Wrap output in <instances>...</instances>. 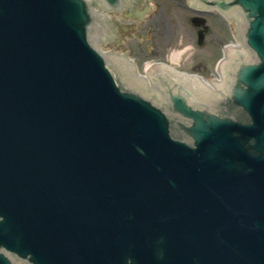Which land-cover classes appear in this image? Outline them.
<instances>
[{
    "label": "water",
    "instance_id": "water-1",
    "mask_svg": "<svg viewBox=\"0 0 264 264\" xmlns=\"http://www.w3.org/2000/svg\"><path fill=\"white\" fill-rule=\"evenodd\" d=\"M236 2L258 62L164 98L85 0H0V264H264V0Z\"/></svg>",
    "mask_w": 264,
    "mask_h": 264
},
{
    "label": "rangeland",
    "instance_id": "rangeland-1",
    "mask_svg": "<svg viewBox=\"0 0 264 264\" xmlns=\"http://www.w3.org/2000/svg\"><path fill=\"white\" fill-rule=\"evenodd\" d=\"M155 1L159 7L153 15L143 22H129L130 33L123 32L120 36L124 43L109 47L130 54L141 71L148 63L168 61L172 53L184 52L178 62L180 70L197 71L211 79L224 46L234 42L235 27L219 16L207 15L209 32L204 44L199 46L197 27L191 22L195 13L182 0Z\"/></svg>",
    "mask_w": 264,
    "mask_h": 264
},
{
    "label": "bare ground",
    "instance_id": "bare-ground-1",
    "mask_svg": "<svg viewBox=\"0 0 264 264\" xmlns=\"http://www.w3.org/2000/svg\"><path fill=\"white\" fill-rule=\"evenodd\" d=\"M182 54H183V52H175V53H173V55H172V59H173L174 61H179L180 58H181V56H182Z\"/></svg>",
    "mask_w": 264,
    "mask_h": 264
}]
</instances>
